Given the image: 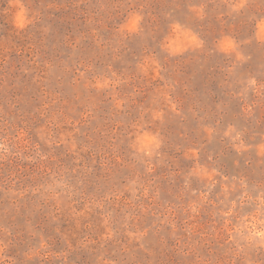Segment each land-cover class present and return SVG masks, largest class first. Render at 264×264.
Instances as JSON below:
<instances>
[{
    "label": "rangeland",
    "instance_id": "374dc122",
    "mask_svg": "<svg viewBox=\"0 0 264 264\" xmlns=\"http://www.w3.org/2000/svg\"><path fill=\"white\" fill-rule=\"evenodd\" d=\"M262 21L264 0H0V264H264Z\"/></svg>",
    "mask_w": 264,
    "mask_h": 264
},
{
    "label": "clouds",
    "instance_id": "9594fccd",
    "mask_svg": "<svg viewBox=\"0 0 264 264\" xmlns=\"http://www.w3.org/2000/svg\"><path fill=\"white\" fill-rule=\"evenodd\" d=\"M17 7H20L21 8V11L20 13L18 14L17 18H16V23L19 27H23L25 25V23H27V21L25 20V12H24V9H23V6L22 5H17ZM138 20L139 18L138 17H134L132 18L127 27L129 28V30H135L136 28V25L138 23ZM258 37L262 40H264V21L260 22L258 24ZM173 32L174 33H180L181 32V29L178 27V26H175L173 28ZM183 38L185 40H189L191 43H195V37L191 36L190 33H187V32H184L183 33ZM181 41V36L180 35H177L175 37V39H172L171 37L169 38V41H168V44H169V47H173L176 51H181L182 50V47L179 46V42ZM221 50L222 51H225V52H228L232 49V44L231 42L229 41H224L222 44H221ZM152 141L149 139V138H145L144 139V146L147 147L148 144H150Z\"/></svg>",
    "mask_w": 264,
    "mask_h": 264
}]
</instances>
